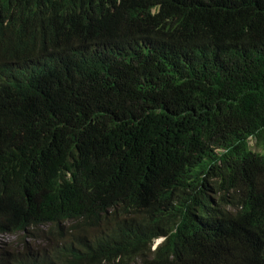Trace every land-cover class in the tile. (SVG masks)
<instances>
[{"label":"trees","instance_id":"1","mask_svg":"<svg viewBox=\"0 0 264 264\" xmlns=\"http://www.w3.org/2000/svg\"><path fill=\"white\" fill-rule=\"evenodd\" d=\"M6 235L0 264H264V0H0Z\"/></svg>","mask_w":264,"mask_h":264},{"label":"clouds","instance_id":"2","mask_svg":"<svg viewBox=\"0 0 264 264\" xmlns=\"http://www.w3.org/2000/svg\"><path fill=\"white\" fill-rule=\"evenodd\" d=\"M238 208H239V207H237V206H235V205H230V206H227V207H226V209H227L229 212H231V213H235V212L238 210ZM164 238H165V237H163V236H161V237H157V238H154V239L152 240V242H150V243H151V247H150V249H151V250H154V249L158 246V244L161 243V242L163 241ZM0 239L3 240V241L11 242V241L16 240L17 237L14 236V235H6V236H3V237H0ZM155 243H156V245H155Z\"/></svg>","mask_w":264,"mask_h":264},{"label":"rangeland","instance_id":"3","mask_svg":"<svg viewBox=\"0 0 264 264\" xmlns=\"http://www.w3.org/2000/svg\"><path fill=\"white\" fill-rule=\"evenodd\" d=\"M249 143L251 146L253 145V142L251 140L249 141ZM252 148L255 149L253 146H252ZM155 245H156V243H155Z\"/></svg>","mask_w":264,"mask_h":264}]
</instances>
